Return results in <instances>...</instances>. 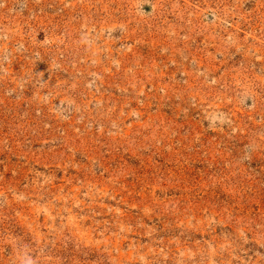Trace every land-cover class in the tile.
Here are the masks:
<instances>
[{"label":"rangeland","instance_id":"rangeland-1","mask_svg":"<svg viewBox=\"0 0 264 264\" xmlns=\"http://www.w3.org/2000/svg\"><path fill=\"white\" fill-rule=\"evenodd\" d=\"M0 264H264V0H0Z\"/></svg>","mask_w":264,"mask_h":264}]
</instances>
